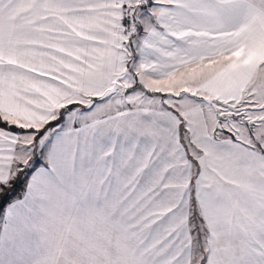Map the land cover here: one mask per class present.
Wrapping results in <instances>:
<instances>
[{
	"label": "snow or ice",
	"instance_id": "1",
	"mask_svg": "<svg viewBox=\"0 0 264 264\" xmlns=\"http://www.w3.org/2000/svg\"><path fill=\"white\" fill-rule=\"evenodd\" d=\"M0 264H264V0H0Z\"/></svg>",
	"mask_w": 264,
	"mask_h": 264
}]
</instances>
